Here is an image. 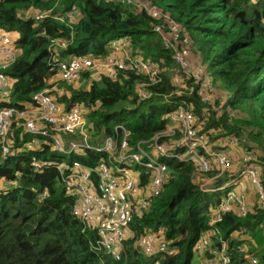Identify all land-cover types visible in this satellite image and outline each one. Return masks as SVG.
<instances>
[{
	"label": "trees",
	"instance_id": "1",
	"mask_svg": "<svg viewBox=\"0 0 264 264\" xmlns=\"http://www.w3.org/2000/svg\"><path fill=\"white\" fill-rule=\"evenodd\" d=\"M149 1L182 25L193 47L198 46L209 63L207 70L214 85L227 97L221 115L196 96L176 95L172 74L177 66L172 52L153 31V20L113 0H61L57 8L58 0H0V29L16 38L18 53L16 63L5 72L15 81L14 88L9 102H0V109H24L35 93L50 87L57 73L50 52L53 40L74 36L69 47L59 52L60 60H67L74 56H107L113 41L129 37L146 59L164 69L163 81L148 87L150 99H139L137 87L146 78L133 73L100 81L85 75L86 85H68V92L56 97L68 108L77 104L86 109L84 117L91 126L92 144L101 145L122 125L131 133L130 142L136 147L165 130L171 124L169 115L185 100L194 104L199 117L208 111L203 119L210 146L225 137L251 144L263 169L264 189V0ZM29 9L54 12L37 21L27 18ZM73 9H78L80 17L69 25L54 18ZM60 86L62 89L65 85ZM229 109L235 111L233 118L228 115ZM10 137L12 154L0 162V264H193L197 257L195 245L209 227L211 210L225 196L224 192L200 188L192 161L161 157L160 161L169 167L170 178L149 211L133 218L121 259L117 260L98 250L96 228L74 214L79 196L56 168L65 165L69 174L74 163H81L95 180L97 165L108 155L96 150L60 153L51 138L29 134L18 119L11 124ZM36 139L43 140L40 147L33 145ZM63 139L68 147L69 137ZM176 140L178 137L164 139L163 143L170 153L182 155L185 150L174 146ZM33 157L55 164L36 173L31 167ZM141 172L140 184L145 186L149 175L143 169ZM262 225L264 210L258 199L245 217L235 213L225 217L220 227L229 240L233 264H248L245 254L238 251L241 242L233 236L243 229L255 244L251 253L258 264H264ZM147 233L167 242L172 254L145 256L138 242Z\"/></svg>",
	"mask_w": 264,
	"mask_h": 264
},
{
	"label": "built area",
	"instance_id": "2",
	"mask_svg": "<svg viewBox=\"0 0 264 264\" xmlns=\"http://www.w3.org/2000/svg\"><path fill=\"white\" fill-rule=\"evenodd\" d=\"M60 1L58 0L55 8L59 6ZM113 1L136 13L146 14L153 20V31L161 37L165 48L172 52L178 67V72L172 74L176 95L196 96L203 104L213 105L214 108L218 102L214 98L217 91L214 79L200 63V59L195 57L192 39L182 25L170 13L149 0ZM53 12L54 9L44 12L29 9L26 16L28 19L40 21L52 16ZM54 16L56 20L68 22L69 25L80 17V12L73 9L64 15ZM73 40L74 36L69 40L55 39L51 42L52 66L57 73L50 80V87L35 93L24 109H0V162L12 154L10 128L14 119L22 120L25 131L29 134L51 138L55 149L60 153L68 155L73 152L83 153L85 150L106 153L108 159L102 160L95 169V180L92 172L81 163H74L69 174H66L69 168L65 165H58L56 168L68 187L79 196L74 214L96 228L99 237L98 250L120 260L133 218L149 211L154 199L159 196L170 178L169 167L160 161V158L177 157L192 161L197 168L198 184L203 191L225 193L219 204L211 210L209 227L195 245L196 256L200 264H233L230 243L225 239L220 225L229 213L245 217L254 209L256 202L249 194H255L264 210V189L261 181L263 169L259 165L257 154L251 150V144L247 140L225 137L214 142L213 148L210 146L208 135L204 133L203 117L208 116V111L199 117L194 112V104L185 100L169 115L171 124L165 130L136 147L130 142L131 133L122 125L116 128L114 135L105 138L103 145L92 144L91 126L84 117L85 109L77 104L69 108L60 104L56 99L57 95H62L58 85H74L85 75L100 81L104 77L117 80L120 73H133L146 78L137 87L139 99L145 101L152 97L148 87L163 81L164 69L146 59L142 52L134 47L129 37L113 41L111 52L107 56H74L60 60L59 52L66 50ZM17 59L14 41L0 29V102L10 100L15 81L5 72ZM221 100L224 105L226 98ZM214 110L218 111L215 108ZM228 115L233 118L235 111L229 109ZM64 136L69 137L68 147L65 145ZM177 137L174 146L185 150L182 155L170 153L163 143L164 139ZM41 143L36 139L33 145L40 147ZM240 145L241 153L238 152ZM234 158L239 163L237 171L234 170ZM54 164L37 157L31 160V167L36 173H43ZM141 169L149 175L145 186L140 184ZM247 188H250L252 193L248 194ZM2 190L0 183V193ZM42 196L45 197L46 194ZM260 230L264 235V225ZM236 234L251 238L245 229L233 236ZM239 241L241 244L238 251L245 254L247 263L258 264V258L251 253L249 243L244 239ZM138 245L147 257L170 251L168 243L153 233L142 236Z\"/></svg>",
	"mask_w": 264,
	"mask_h": 264
},
{
	"label": "rangeland",
	"instance_id": "3",
	"mask_svg": "<svg viewBox=\"0 0 264 264\" xmlns=\"http://www.w3.org/2000/svg\"><path fill=\"white\" fill-rule=\"evenodd\" d=\"M26 14V13H25ZM193 52H194V55H195V57L196 58H198V59H200V63L202 64V65H204V67H206L207 69H209L208 68V66H209V63L206 61H204V57H203V55H202V53L198 50V46H196L195 45V47H193ZM195 58V60H197ZM177 66V65H176ZM175 73L176 72H178V67H176L175 68V71H174ZM173 72V73H174ZM89 80H92L91 78H89ZM86 83H87V78H85V80H84V78L83 79H81L80 81H78L77 83H75L74 84V86H84V85H86ZM60 85V84H59ZM58 85V89L59 90H61L60 92V94H64V93H66V92H68L67 91V88H66V86H68V85H65L64 86V88H62V89H60L61 88V86H59ZM65 89V90H64ZM58 96V95H57ZM226 96L224 95V94H222V92L221 91H219V90H217L216 91V93H215V96H214V98H215V100L217 101L218 100V103H219V105H215V109H217L218 110V112H221V106L223 105L220 101H222L221 99H224ZM227 99V98H226ZM85 112H86V109H85ZM42 142H43V140H42ZM101 145H103V143L101 144ZM255 145V144H254ZM256 146V145H255ZM240 148L238 149V152L239 153H241L242 152V146L240 145L239 146ZM255 153V152H254ZM253 200H254V202H256V200H257V198L255 197V196H253ZM193 264H200V260H199V258L198 257H196L195 259H194V261H193Z\"/></svg>",
	"mask_w": 264,
	"mask_h": 264
},
{
	"label": "crops",
	"instance_id": "4",
	"mask_svg": "<svg viewBox=\"0 0 264 264\" xmlns=\"http://www.w3.org/2000/svg\"><path fill=\"white\" fill-rule=\"evenodd\" d=\"M12 39V41H15V39L16 38H11ZM226 96V95H225ZM225 98H227V97H225ZM219 141V140H218ZM235 154H236V156H237V153L235 152ZM237 159L236 158H234V170L235 171H237V169L239 168V163H237ZM247 192H248V194L249 193H252V190L250 189V188H247ZM249 196H255V194L253 195V193L252 194H249ZM234 236H237L236 238H238V239H244L246 242H248L249 243V247H250V251H253L254 252V249H255V244L251 241V238H248V237H246V236H239V235H234ZM256 256V255H255Z\"/></svg>",
	"mask_w": 264,
	"mask_h": 264
}]
</instances>
